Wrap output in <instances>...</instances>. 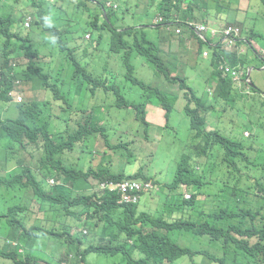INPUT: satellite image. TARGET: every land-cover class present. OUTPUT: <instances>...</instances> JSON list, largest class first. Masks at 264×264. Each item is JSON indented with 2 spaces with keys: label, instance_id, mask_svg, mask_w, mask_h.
Instances as JSON below:
<instances>
[{
  "label": "clouds",
  "instance_id": "clouds-1",
  "mask_svg": "<svg viewBox=\"0 0 264 264\" xmlns=\"http://www.w3.org/2000/svg\"><path fill=\"white\" fill-rule=\"evenodd\" d=\"M11 15L24 19L13 27L21 40L0 38V121L9 120L3 137L0 127V250L28 264L14 229L62 219L64 248L38 240L46 259L32 264H264L259 237L245 244L213 230L223 215L264 225L262 200L239 209L240 187L255 182L257 164L264 172V0H1L0 16ZM112 31L134 47L129 58ZM37 53L63 60L43 66ZM138 61L154 68L150 77ZM173 116L190 129L171 131ZM181 136L184 151L170 161Z\"/></svg>",
  "mask_w": 264,
  "mask_h": 264
},
{
  "label": "trees",
  "instance_id": "trees-1",
  "mask_svg": "<svg viewBox=\"0 0 264 264\" xmlns=\"http://www.w3.org/2000/svg\"><path fill=\"white\" fill-rule=\"evenodd\" d=\"M32 4L37 9V16L40 19H43V17H45V9L35 1H32ZM117 14V11H111L112 16L110 17V19L113 24L119 21ZM23 19L24 18L18 19L14 15H11L6 19L0 16V38L14 37L21 40V36L13 31V27L21 23ZM58 19L59 18L57 17V21H59ZM49 29H51V27H48V30ZM54 32L60 38L62 37V34L59 33L57 30H55ZM112 33L115 45L114 50L117 52L124 53L125 56L129 58L135 52V49L129 43L127 36L124 34H119L116 31H112ZM60 43L62 50H69L67 49L68 43H66L62 38ZM70 53V56L72 57L73 61L78 62L79 59L77 57H74V51L70 50ZM89 56L90 54L88 51L85 53V55L80 57V60L89 58ZM261 115L262 112L259 109L254 108L251 112L250 119L251 121H260ZM0 127L2 128L1 136L3 137L9 130V120L1 122ZM257 168L259 170V174L256 177L255 182H249L240 187V191L242 193L240 200L244 204V207H240L239 205V209L244 213L252 212L254 208L255 203L251 201L250 197L256 200L258 198L264 202V172L258 164ZM3 182L4 178L0 177V188L3 187ZM184 183L186 182L183 177V172L181 171L176 176L172 184V188H170L175 199H180L183 196L180 191V187ZM258 208L262 210L264 209V205H261ZM15 210L16 209L11 210L12 214L13 212H15ZM223 221L224 222L220 226L214 225L213 228L218 239L221 240L224 238H229L248 244L250 243V240L252 238L259 237V239H261L260 246L264 248V225L262 227H255L251 223L247 222L245 218H242L240 216L235 217L232 215H223ZM29 223L30 219H28L27 224H25L24 226L19 224V227L15 228L14 232H12L10 235L11 240L18 241L20 245L27 249L26 253L29 260L28 264H32V260L35 259H46V257L40 253L43 251L34 248L35 243L38 240L47 242L53 248L54 251H59L60 249L64 248L67 239V227L63 223L62 219H56L57 226H50L47 230L39 229L34 223ZM178 224L180 225V221H178ZM45 239L48 241H45ZM4 243L6 244L7 241ZM94 249L99 250V247L97 246ZM2 255H13L19 259L15 260L17 264H27L23 261V259H21V256L17 252L5 253L0 250V256Z\"/></svg>",
  "mask_w": 264,
  "mask_h": 264
},
{
  "label": "rangeland",
  "instance_id": "rangeland-1",
  "mask_svg": "<svg viewBox=\"0 0 264 264\" xmlns=\"http://www.w3.org/2000/svg\"><path fill=\"white\" fill-rule=\"evenodd\" d=\"M1 1V0H0ZM137 21L139 20V17L138 16H135L134 17ZM50 44V42H49ZM34 52V51H33ZM37 56L39 57L40 59V63L43 65V66H46L47 64L51 63L52 61H56L54 64L58 65L60 64V62H62L63 59L59 58L58 54H54V58H46L44 57L42 54L40 53H37ZM113 63L115 65H119L121 64V61L119 60V58H116ZM137 65H138V74L141 75L144 79L150 77L151 73L153 72L154 68H152L151 66L147 65L146 63H144L143 61H138L137 62ZM139 123L136 122L135 120L133 121V123H131L129 125L130 128H138ZM190 125H191V122H190V119L188 118H183V117H177V116H173L170 120V130L172 131L173 129H177L179 127H183L185 128L186 130L190 129ZM134 131V129H133ZM140 133H141V130H140ZM144 133H145V129H144ZM139 135V134H138ZM173 136V132H169L167 134V138L170 139L171 137ZM180 139L182 140V145L178 148L177 152L175 154H173V156L171 157L170 161H174L176 160V157L178 154L180 153H183L184 151V144L187 140V138L184 136V137H180ZM162 150V149H161ZM168 169V167H167ZM36 213H38V211L36 210L35 211ZM4 232V230L0 229V236L2 235V233ZM188 239H191L192 237H187ZM121 260H122V257L121 256H117V257H114V258H111V257H108V264H122L121 263ZM0 262H5L3 260L0 259ZM4 264H10V263H4ZM190 264V263H189Z\"/></svg>",
  "mask_w": 264,
  "mask_h": 264
}]
</instances>
